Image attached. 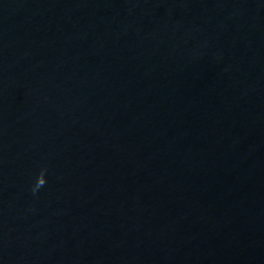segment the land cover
Listing matches in <instances>:
<instances>
[{
  "label": "water",
  "instance_id": "1",
  "mask_svg": "<svg viewBox=\"0 0 264 264\" xmlns=\"http://www.w3.org/2000/svg\"><path fill=\"white\" fill-rule=\"evenodd\" d=\"M0 264H264V0H0Z\"/></svg>",
  "mask_w": 264,
  "mask_h": 264
}]
</instances>
